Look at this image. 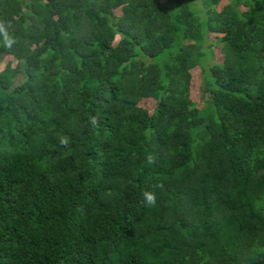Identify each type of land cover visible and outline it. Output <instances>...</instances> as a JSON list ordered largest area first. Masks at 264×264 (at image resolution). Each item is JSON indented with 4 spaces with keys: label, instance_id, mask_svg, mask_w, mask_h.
I'll list each match as a JSON object with an SVG mask.
<instances>
[{
    "label": "trees",
    "instance_id": "1",
    "mask_svg": "<svg viewBox=\"0 0 264 264\" xmlns=\"http://www.w3.org/2000/svg\"><path fill=\"white\" fill-rule=\"evenodd\" d=\"M220 2L0 0V264H264V0Z\"/></svg>",
    "mask_w": 264,
    "mask_h": 264
},
{
    "label": "rangeland",
    "instance_id": "2",
    "mask_svg": "<svg viewBox=\"0 0 264 264\" xmlns=\"http://www.w3.org/2000/svg\"><path fill=\"white\" fill-rule=\"evenodd\" d=\"M224 0H221L220 3H223ZM209 44V47L211 49H213V57L214 59H219L221 54H220V50H219V43L218 40L216 38H214L213 34H209L207 37V40L204 42V46H207ZM7 57L1 58L0 59V69H2L4 67V65L9 62L10 66L13 67L15 64L11 63L10 61L7 60ZM17 68V67H16ZM10 69H5L4 71L8 72ZM197 71H194L192 76H191V86L192 88L195 90L196 84H197ZM196 95H193V97H195ZM197 97V96H196ZM195 97V98H196ZM203 95H200V98L203 99ZM197 100V99H196ZM202 100L199 99V102H197L198 105H201ZM143 106H145L146 108L150 109L152 106V99H143L140 102Z\"/></svg>",
    "mask_w": 264,
    "mask_h": 264
},
{
    "label": "clouds",
    "instance_id": "3",
    "mask_svg": "<svg viewBox=\"0 0 264 264\" xmlns=\"http://www.w3.org/2000/svg\"><path fill=\"white\" fill-rule=\"evenodd\" d=\"M0 33H4L5 34V37H6V40H7V45L8 47H11L12 45V41L10 39H7V31H6V27L3 23H0ZM153 158L151 156L148 157V163H153ZM154 187L156 188H163V185L162 184H157L155 185ZM144 200H145V203L146 205L148 206H155L156 205V201H157V196L154 192H144Z\"/></svg>",
    "mask_w": 264,
    "mask_h": 264
}]
</instances>
